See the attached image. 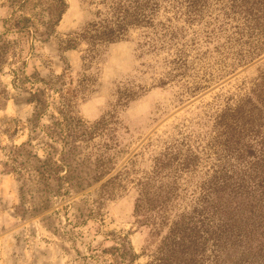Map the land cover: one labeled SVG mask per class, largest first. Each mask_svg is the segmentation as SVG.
I'll use <instances>...</instances> for the list:
<instances>
[{"label": "rangeland", "instance_id": "374dc122", "mask_svg": "<svg viewBox=\"0 0 264 264\" xmlns=\"http://www.w3.org/2000/svg\"><path fill=\"white\" fill-rule=\"evenodd\" d=\"M63 1L57 19L51 0H0V264H120L118 250L122 264H153L202 184L230 166L216 122L264 74V50L237 55L264 44V22L243 25L230 0H200L190 17L183 0H157L146 24L93 44L87 26L130 0ZM24 24L29 34L5 28ZM53 126L71 134L70 188L41 173L47 146L61 152Z\"/></svg>", "mask_w": 264, "mask_h": 264}, {"label": "trees", "instance_id": "16d2710c", "mask_svg": "<svg viewBox=\"0 0 264 264\" xmlns=\"http://www.w3.org/2000/svg\"><path fill=\"white\" fill-rule=\"evenodd\" d=\"M183 1L189 9L188 16L194 15L200 0ZM51 2L53 14L59 19L66 5L63 0ZM230 2V10L241 15L243 25L257 26L264 22V0ZM128 4L123 7L118 3L110 18L88 25L82 38L93 44L120 41L128 27L148 22L158 2L130 0ZM5 28L11 33L29 34L31 30V26L25 24L5 25ZM255 31L252 26L247 30L239 29L238 34L250 36ZM32 32L36 35L37 29L33 28ZM247 48L246 55L238 51V64L252 61L264 50V44H250ZM45 85L51 87L50 82ZM44 90V87L37 88L33 95L37 114L46 106ZM216 124L219 129L214 138L216 154L218 160L224 159L230 166L218 165L202 184L192 218L171 226L164 240L166 250L153 264H205L206 261L209 264H264V74L254 84L250 95L240 99L234 107L226 108ZM45 133L47 138L61 145V152L55 160L58 154L55 147L47 146L52 153L50 160L53 159L48 161L50 165H42L41 173L46 179L57 182L60 189L65 185L70 188L73 186L72 146L68 139L71 134L54 126ZM189 164L191 161L186 158L181 165L187 168ZM140 206L141 203H137V211ZM118 252L122 264L126 253Z\"/></svg>", "mask_w": 264, "mask_h": 264}]
</instances>
